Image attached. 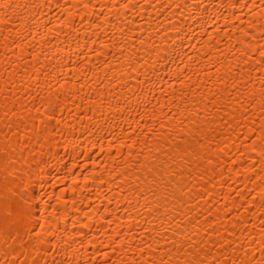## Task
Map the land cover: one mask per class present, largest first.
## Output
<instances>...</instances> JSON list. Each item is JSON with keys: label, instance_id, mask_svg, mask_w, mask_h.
Here are the masks:
<instances>
[{"label": "bare ground", "instance_id": "obj_1", "mask_svg": "<svg viewBox=\"0 0 264 264\" xmlns=\"http://www.w3.org/2000/svg\"><path fill=\"white\" fill-rule=\"evenodd\" d=\"M0 264H264V0H0Z\"/></svg>", "mask_w": 264, "mask_h": 264}]
</instances>
